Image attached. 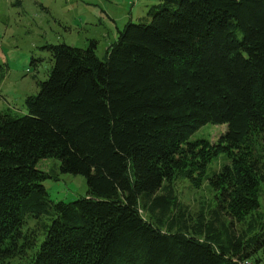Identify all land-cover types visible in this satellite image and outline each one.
<instances>
[{
    "label": "trees",
    "instance_id": "1",
    "mask_svg": "<svg viewBox=\"0 0 264 264\" xmlns=\"http://www.w3.org/2000/svg\"><path fill=\"white\" fill-rule=\"evenodd\" d=\"M148 15L104 59L94 42L47 45L26 113L0 112V264H239L264 249V0H161ZM206 123L226 130L189 141ZM220 153L216 205L191 213L164 184ZM47 158L86 196L50 201Z\"/></svg>",
    "mask_w": 264,
    "mask_h": 264
},
{
    "label": "rangeland",
    "instance_id": "2",
    "mask_svg": "<svg viewBox=\"0 0 264 264\" xmlns=\"http://www.w3.org/2000/svg\"><path fill=\"white\" fill-rule=\"evenodd\" d=\"M160 1L0 0V112L26 113V97L38 92L40 82L47 79L54 64L47 45L65 43L87 48L94 42L96 55L104 59L119 30L128 22H149V8ZM225 130L226 124L206 123L189 141L215 142ZM229 163L227 156L220 153L207 164L200 179L186 178L182 171L164 186H172L191 213L206 212L216 205L217 192L211 182ZM37 168L50 174L42 183L50 201L68 203L86 196L85 178L61 173L57 159H43ZM259 189L260 212L264 213V182ZM245 262L264 264V249L239 264Z\"/></svg>",
    "mask_w": 264,
    "mask_h": 264
},
{
    "label": "built area",
    "instance_id": "3",
    "mask_svg": "<svg viewBox=\"0 0 264 264\" xmlns=\"http://www.w3.org/2000/svg\"><path fill=\"white\" fill-rule=\"evenodd\" d=\"M245 264H247V263L245 262Z\"/></svg>",
    "mask_w": 264,
    "mask_h": 264
}]
</instances>
